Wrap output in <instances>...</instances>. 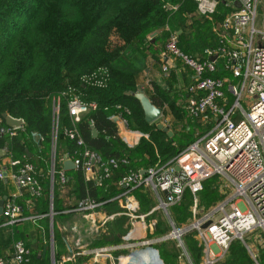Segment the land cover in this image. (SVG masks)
<instances>
[{
    "label": "trees",
    "instance_id": "1",
    "mask_svg": "<svg viewBox=\"0 0 264 264\" xmlns=\"http://www.w3.org/2000/svg\"><path fill=\"white\" fill-rule=\"evenodd\" d=\"M195 10L196 4L192 0H0V128L6 126L3 115L24 122V131H17L14 137L0 134V147L7 145L16 159L31 154L29 161L45 174L53 132V107L59 93L74 88L84 102L96 105L75 126L85 146L103 159L125 158L128 161L127 165H121L112 172L110 179L100 188L93 183H85L80 171L68 172L71 178L68 182V203L63 207L55 191V217H71L70 213L62 212L63 209L74 207L88 194L97 202L112 198L121 188L118 180L125 173L145 170L157 163H167L210 129L209 124L200 123L186 112L185 105L190 94L171 92L167 88L164 90L152 83L153 94L149 97L151 102L162 111L168 107L177 118L185 114L189 120V127L186 121L184 124L182 120L175 122L173 137L168 138L154 124L149 125L144 121L140 104L133 96L137 88L136 79L147 69V60L160 63L161 54L172 32L178 34L179 48L195 58H204V50L218 45L212 26L223 19L229 8L221 3L212 20L197 16ZM152 33L156 34L149 39ZM98 68H105L109 73L104 88L81 83L83 75ZM187 73L186 70L185 84L189 79ZM59 109L60 146L58 143L57 159L71 152L75 146L63 136L64 128L71 127L65 97L59 100ZM120 112L129 130L147 136L141 137L134 149L125 147L112 121ZM195 127H199L201 132L196 135L194 133L190 143L180 136L183 130L190 128V131H195ZM93 128L98 133L96 138L91 135ZM31 133L43 137L40 155L30 138ZM4 182L0 181V187L5 190L9 182ZM220 182L218 176L204 182L199 194L201 206L208 207L221 201ZM42 184L43 196L33 199L30 209L24 208L23 215H44L41 222H46L49 183L45 177ZM4 195L5 192L0 195V199ZM133 195L141 201V211L148 212L150 203L148 199L145 200L146 196L137 191ZM184 199L192 200L191 194L186 192ZM143 200L146 201L147 209ZM178 207H173L174 219L181 223L188 222L191 212ZM3 222L5 220L0 217V224ZM22 223L10 227L20 239L24 237L20 227ZM6 228L9 227L0 228V232ZM47 236L45 230L42 237L31 242L32 245L24 243L29 250L24 264H49ZM53 240L55 246H60L57 248L62 250L60 253L55 250V258L59 259L62 254L69 256L63 244L64 237L55 228ZM119 241L115 237L112 244ZM111 242L106 241L104 244L109 245ZM97 244L104 246L100 242ZM232 244L229 246L232 257L229 264H246L248 256L242 248ZM188 247L194 259L202 254L200 246H192V249ZM3 249L6 250L5 243ZM12 249L10 254L0 252V257L11 256ZM160 253V256H165L164 252ZM66 264H73V260Z\"/></svg>",
    "mask_w": 264,
    "mask_h": 264
},
{
    "label": "built area",
    "instance_id": "2",
    "mask_svg": "<svg viewBox=\"0 0 264 264\" xmlns=\"http://www.w3.org/2000/svg\"><path fill=\"white\" fill-rule=\"evenodd\" d=\"M192 1L196 4V15L207 20H212L217 14L221 3L229 8L223 19L212 26L218 45L204 50V58H195L179 48L178 34L172 32L161 59L173 60L184 71H188L185 92L190 96L185 110L193 119L209 124L210 129L167 163H157L145 170H130L125 173L118 180L121 188L112 198L97 202L88 194L74 207L64 208L62 212L81 213L91 218L95 212H105L107 206L115 203L117 211L95 223L97 232L104 229L108 222L121 216L128 218L132 228L135 225L154 228L156 223L154 220L146 222L147 217L156 212L163 213L171 231L160 241H173L180 251L179 258L192 263L184 238L187 233L195 231L199 242L201 241L204 264H215L232 242L241 241L244 244V238L248 234L255 230L264 231V25L261 28L255 27L257 10L259 6H264V0ZM235 3L239 4V8ZM170 69L171 65L166 61L162 73L167 76ZM108 80L109 73L105 68H98L80 78L82 84L96 88H104ZM62 97L67 100L71 122V127L64 128L63 136L75 146L71 152H66L61 159H57L59 106H54L46 176L41 168L29 161V157L16 159L7 145L0 147L5 152L2 158L6 160L4 163L0 162V181L6 180L13 186V191L6 196L3 204L1 217L5 222L0 224V228L44 217L23 215L24 208L30 209L33 199L43 196V177L49 183L48 205L51 212L50 226L52 225L55 191L58 192L57 200L63 202V207L69 199L68 182L71 178L69 171L63 170L64 156L74 165L73 171H80L85 183H93L97 188L104 186L112 172L121 165L128 164L125 158H101L85 146L77 132L76 124L94 110L96 105L84 102L74 88L59 93L57 100ZM243 105L248 106L249 111H245ZM124 112L128 113L127 110ZM113 118L118 120V132L129 131L123 113L120 112ZM163 125L168 127L167 122H163ZM17 131H24V122L19 128L7 125L0 128V134L9 137H14ZM134 135H137V139L147 138L139 132ZM30 138L40 155L43 137L38 133H31ZM37 158L40 159L38 155ZM213 176L220 177L221 182L231 187L232 197H224L226 200L222 204L196 219L199 206L197 196L202 191L204 182ZM136 191L146 197L150 193L157 201L148 213H143L141 205L135 201L133 194ZM186 192L191 194V213L196 220L179 227L169 210L179 204ZM148 199L150 200L149 197ZM229 202L233 206L231 209L226 207ZM206 223L209 225L203 229L202 226ZM49 236L48 242L53 247V231ZM122 242V246L100 248L91 253L97 258L108 255L111 249L131 250L155 243L148 239H132L130 236L123 237ZM212 246L218 249L219 254L212 251ZM28 255L29 250L24 242L17 241L13 245L11 256L0 257V264H24ZM73 259V254L65 256L60 264Z\"/></svg>",
    "mask_w": 264,
    "mask_h": 264
},
{
    "label": "crops",
    "instance_id": "3",
    "mask_svg": "<svg viewBox=\"0 0 264 264\" xmlns=\"http://www.w3.org/2000/svg\"><path fill=\"white\" fill-rule=\"evenodd\" d=\"M261 8V7H260ZM258 11V10H257ZM264 11V10H263ZM257 17V15H256ZM256 22V19H255ZM264 25V14L262 15V20L260 21V26H256V28H261ZM156 33H152L149 35V39L154 37ZM168 62L169 65H171V69L167 76H165L162 73V67L165 62ZM147 69L138 75L136 79V89L137 91H142L148 98L153 94V90L151 87V84L154 83L158 85L162 89L170 90L171 92H177V93H184L185 92V77L184 73L185 71L180 67V65L173 60H161L160 63H156L152 60H147ZM166 78L167 84H162V78ZM169 86V87H168ZM164 109H168V107H164ZM162 120L159 119L158 122L162 123L167 122L165 119V115L162 114ZM166 119H169L167 116ZM127 132H123L122 130L119 131L120 138L124 137L126 138ZM31 157V154L30 156ZM1 163H4L6 160L2 157H0ZM73 171V170H72ZM70 172V171H69ZM6 183V182H4ZM13 191V186L9 183L7 186V189H5V197L10 194V192ZM3 196V197H4ZM149 200V199H148ZM150 201V200H149ZM151 204V203H150ZM115 211H117V205L114 203L113 205L107 206L105 208V212H95L93 216L90 218L89 216H85L84 214H71L72 216L69 217L67 220H72V224L69 225L68 228L63 227V231L65 232L63 237V244L65 245L66 253L69 254V249L71 253L74 256L73 264H204V256H202L198 260V262H195V259L191 257L192 263H189L185 259H180L179 256L172 257L170 254H168V247L169 250H174L176 248V245L171 241L165 240L160 241L164 236L167 234L165 230V226H161L158 224L156 220V215H160L161 213H153L152 215L147 217L146 222H151L154 220L156 223L154 228H147V227H140L138 225H135L132 228L131 222L128 220V218L121 216L116 218L113 221L108 222L104 229L101 230L104 234L100 233L101 236L105 238V234L107 236H118L120 239L119 243L112 244L114 242H111L109 245L104 246H98L97 241L94 239H90V235L92 234H98L99 232L96 231V225L94 222L89 221V225L86 227H82V224L84 220H93L95 223L99 220H102L105 216L109 214H113ZM146 213V212H144ZM148 213V212H147ZM55 215V213H54ZM82 221L81 224L75 221ZM42 220L38 219L36 221H26L21 224V233L24 235L23 239L27 240L28 244L32 245V241L37 238V236L40 238L42 237L43 232L45 231L42 227ZM167 221V220H166ZM50 223V222H49ZM88 223V221L86 222ZM167 223V222H166ZM11 227V226H7ZM113 227L112 230H109V228ZM119 228L121 234H115V228ZM94 228V229H93ZM146 228V229H145ZM61 233L62 230L60 228H57ZM104 230V231H103ZM52 230H48V236L47 241L49 239V234H51ZM93 236V235H92ZM96 236V235H95ZM125 236H130V238L134 239H148L150 241H155V243L151 244L149 247H136L135 249L128 250L126 248H119V249H111L109 251L108 255H103L100 257L95 258L91 252L93 250H97L100 248H108V247H114V246H122L123 242L122 239ZM37 241V240H36ZM111 241V240H108ZM2 243V244H1ZM25 243V242H24ZM49 243V242H48ZM122 243V244H121ZM27 244V243H26ZM68 244V247H67ZM6 245V244H5ZM49 245H51L49 243ZM57 247L53 243V253H55V250ZM52 248V247H51ZM4 251V253H9V251H6L3 249V242L0 240V252ZM164 252L165 256L162 257L161 252ZM167 251V252H166ZM212 251L216 254H219V251L216 247L212 246ZM65 257L64 255H61L57 261L58 264L61 263V259ZM220 261L216 260L215 264H218Z\"/></svg>",
    "mask_w": 264,
    "mask_h": 264
},
{
    "label": "rangeland",
    "instance_id": "4",
    "mask_svg": "<svg viewBox=\"0 0 264 264\" xmlns=\"http://www.w3.org/2000/svg\"><path fill=\"white\" fill-rule=\"evenodd\" d=\"M264 6L260 8H258V11H257V17H256V26H260V21L262 20V15L264 14ZM215 29V28H214ZM213 31V30H212ZM143 73V72H142ZM167 79L166 78H162V84H166L165 82ZM165 90V89H164ZM138 92L137 89L135 91V93ZM55 106H59V101L56 100V104ZM245 111H249V107L248 106H245L243 105ZM165 115V119L164 120H167V123H168V128L170 131L173 130V124L179 120H182V123L184 124V122L186 121L188 127L190 126L189 123H188V117L187 115L184 114V116H180L179 118H177L176 116H174L172 114V110L171 109H164L163 110V116ZM59 116H60V109H59ZM167 116L169 117V119H166ZM162 120V118H161ZM188 120V121H187ZM192 127V126H191ZM187 130V131H186ZM185 131L183 130V133L180 135L182 136V138L184 139H187L188 142L190 143L193 139H194V136L196 134H198L199 132H201V129L199 127H195V131H190V128L189 130L186 129ZM132 130H129L127 131V134H126V138L122 137V142L124 143L125 147L128 148V149H134L137 147V145L140 143L141 141V138L137 139V135H134L136 132H134ZM138 133V132H137ZM195 133V135H194ZM59 146H60V142H59ZM159 160V159H158ZM155 160H153L154 162ZM152 162V163H153ZM158 162V161H156ZM155 162V163H156ZM220 193L222 194V199L221 201L217 202L216 204L214 205H211V206H208V207H203L200 205V199H201V195L197 196L198 200H199V206L197 208V214L195 216L196 219H198L200 216L203 215L204 212H208V211H212L213 208L217 207L218 205L222 204L226 199L225 198H231L232 197V190H231V187L228 185V184H224L223 182L221 183L220 182ZM5 192L4 189H2L0 187V195H2L3 193ZM148 197L150 198V201L148 203H151L150 206H148V208H153L157 201L155 200V198L153 197V195H151L150 193H147V197L145 198V200L148 199ZM225 197V198H223ZM225 199V200H224ZM145 200H143V205L145 207V209H147V206L145 204ZM224 200V201H223ZM228 200V199H227ZM135 201L138 203V204H142L140 200H138L136 197H135ZM191 201L192 200H187V199H184V200H181L179 202V204L177 206H179L178 208H186L189 212L192 211V208H191ZM226 207H228L227 209H231L233 206L231 204V202H229V205H226ZM55 208V206H54ZM143 212V211H142ZM162 212V211H160ZM171 216L173 217V220L175 222V224L179 227H182V226H187L189 225L191 222H194L195 220L192 218V213H191V218L189 219L188 222L186 223H181V222H178L174 219V216L172 214V212H175V210L172 208L169 210ZM50 206L48 205V211L46 212V214L49 216L48 217V220L43 221L42 222V227L44 228V230L47 231V229L49 230H52L53 231V228L57 229V228H60L62 230V235H64V231H63V227H66L68 228L69 225L72 224V220H67V219H62L61 217H55L54 215V219L52 220V225L50 226ZM55 213V212H53ZM219 214V212L216 214L215 213V216H217ZM156 220L158 222L159 225L161 226H165V230H166V233L168 234L170 231H171V228L169 227L170 225L168 223H166L167 221V218L166 216L163 215V213H161L160 215H156ZM83 221V220H82ZM82 221H75V222H78L81 224ZM88 221V223H86ZM84 220L83 224H82V227H86L87 225H89V221H92V223L94 222V225L95 226V221L93 220ZM50 222V223H49ZM94 229V228H93ZM113 227L109 228V230H112ZM3 232H0V240H2L1 242H4L6 245H5V248H6V251H9L11 252V249H12V245L17 242L18 240L20 241H23L25 243H28L27 240H24V239H20L18 236L14 235V231H11V228H6L4 230H2ZM104 231V230H103ZM115 234H121L120 233V230L119 228H115ZM104 234L103 232H99L98 234H92L90 235V239H94L97 241V243H103V245H105L104 243L108 240H111L112 242H115V236H107L105 234V238L103 236H101V234ZM96 235V236H95ZM119 235H117L116 237H118ZM39 237L37 236V238H35V240H38ZM200 239H198L197 237V233L195 231H191L189 233H187V235L185 236L184 238V244L186 245V249L188 250L189 252V256H191L190 254V251H189V247L192 249V246L194 247H198L200 246V242H199ZM187 242H191V244H188L186 243ZM173 241H171L172 243ZM3 243V244H4ZM174 243V242H173ZM2 244V243H1ZM49 244V243H48ZM175 244V243H174ZM234 245H236V247H239V248H242V251L248 256V261L246 264H264V231H261V230H255L254 232L248 234L245 238H244V244L243 242L241 241H234L233 242ZM232 244V245H233ZM192 245V246H191ZM98 246H102V245H98ZM203 247V246H202ZM235 248V247H234ZM174 250H169V247L167 249L168 251V254H170L172 257L175 256H179L180 254V251L178 248H174ZM58 253H60V251H62L60 248H57L56 249ZM166 251V252H167ZM230 248L229 250L226 251V253L220 257V261L218 264H229L230 263V260L232 259L231 255H230ZM62 255H65V254H62ZM47 256H48V260H49V264H58L57 261H58V258H55V254H54V260L52 259V248H51V245L48 246V253H47ZM204 256V254L202 255ZM201 255L197 256L195 259H196V262H198V260L200 259ZM237 264H241L240 262H238Z\"/></svg>",
    "mask_w": 264,
    "mask_h": 264
},
{
    "label": "water",
    "instance_id": "5",
    "mask_svg": "<svg viewBox=\"0 0 264 264\" xmlns=\"http://www.w3.org/2000/svg\"><path fill=\"white\" fill-rule=\"evenodd\" d=\"M237 8H239V4L235 3L234 4ZM134 98L139 102L140 107L143 111L144 114V121L151 125L154 124L156 129L158 131H161L162 133L166 134L168 138L173 137V132L169 130L168 127L164 126L162 123L158 122L159 119H161L163 111L161 108L156 107L151 100L142 92L138 91L134 93ZM5 124L9 127H14V128H19L23 122L21 119H14L8 115H3L2 116ZM112 121L116 124L118 123V120L116 118H113ZM91 135L93 138H96L98 136L97 131L93 128L91 130ZM5 156V152L0 149V157ZM30 156V154H29ZM64 162H63V170L65 171H72L74 170V165L71 163V161L67 160V156H64ZM6 174H4L5 176ZM6 182V180H5ZM6 200V197H2L0 199V217L2 216V211H3V204L4 201ZM209 223H206L202 226L203 229H205ZM68 247V244H67ZM69 248V247H68ZM69 254L72 255L70 249H69ZM52 259L54 260V253H53V247H52Z\"/></svg>",
    "mask_w": 264,
    "mask_h": 264
}]
</instances>
